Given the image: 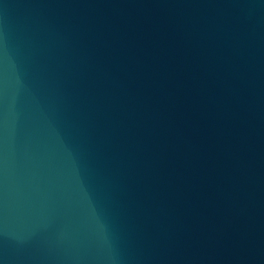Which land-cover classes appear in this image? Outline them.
<instances>
[{"label":"water","instance_id":"95a60500","mask_svg":"<svg viewBox=\"0 0 264 264\" xmlns=\"http://www.w3.org/2000/svg\"><path fill=\"white\" fill-rule=\"evenodd\" d=\"M0 264H264V0H0Z\"/></svg>","mask_w":264,"mask_h":264}]
</instances>
